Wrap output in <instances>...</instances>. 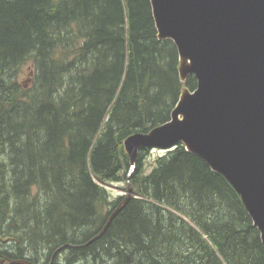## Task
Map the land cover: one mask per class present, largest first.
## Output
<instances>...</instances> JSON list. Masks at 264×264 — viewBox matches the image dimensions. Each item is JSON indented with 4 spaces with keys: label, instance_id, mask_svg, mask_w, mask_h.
Returning <instances> with one entry per match:
<instances>
[{
    "label": "trees",
    "instance_id": "obj_1",
    "mask_svg": "<svg viewBox=\"0 0 264 264\" xmlns=\"http://www.w3.org/2000/svg\"><path fill=\"white\" fill-rule=\"evenodd\" d=\"M180 67L151 0H0V263L264 264L241 196L184 145L129 177L125 140L197 87Z\"/></svg>",
    "mask_w": 264,
    "mask_h": 264
},
{
    "label": "water",
    "instance_id": "obj_2",
    "mask_svg": "<svg viewBox=\"0 0 264 264\" xmlns=\"http://www.w3.org/2000/svg\"><path fill=\"white\" fill-rule=\"evenodd\" d=\"M160 40H172L183 80L195 90L180 96L168 122L129 136L132 176L139 151L180 144L222 174L241 199L264 245V0H151ZM111 213L100 239L132 199ZM66 245L56 251L53 258ZM35 264L4 259L0 264Z\"/></svg>",
    "mask_w": 264,
    "mask_h": 264
},
{
    "label": "rangeland",
    "instance_id": "obj_3",
    "mask_svg": "<svg viewBox=\"0 0 264 264\" xmlns=\"http://www.w3.org/2000/svg\"><path fill=\"white\" fill-rule=\"evenodd\" d=\"M29 75L30 74L28 72V69L26 68L25 69V73L20 76L21 83L27 82L28 83L27 85H30L31 81L28 78ZM166 152L167 151H165V152L164 151L157 152V151H154V150L150 151V154L147 157L146 165H145V169H146V172L148 174L152 171L156 159L159 158L160 156L165 155ZM104 187L108 191L111 201L116 200L119 196H123V195L128 194L127 191H126L127 188H128V184L125 183V182L112 183L110 185H104Z\"/></svg>",
    "mask_w": 264,
    "mask_h": 264
},
{
    "label": "built area",
    "instance_id": "obj_4",
    "mask_svg": "<svg viewBox=\"0 0 264 264\" xmlns=\"http://www.w3.org/2000/svg\"><path fill=\"white\" fill-rule=\"evenodd\" d=\"M154 151H157V152H159L160 150H154Z\"/></svg>",
    "mask_w": 264,
    "mask_h": 264
},
{
    "label": "bare ground",
    "instance_id": "obj_5",
    "mask_svg": "<svg viewBox=\"0 0 264 264\" xmlns=\"http://www.w3.org/2000/svg\"><path fill=\"white\" fill-rule=\"evenodd\" d=\"M261 235V234H260Z\"/></svg>",
    "mask_w": 264,
    "mask_h": 264
}]
</instances>
